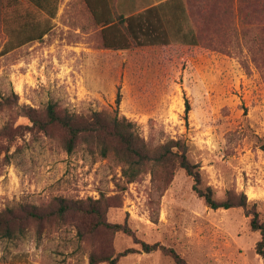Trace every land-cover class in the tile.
I'll use <instances>...</instances> for the list:
<instances>
[{"label": "rangeland", "instance_id": "1", "mask_svg": "<svg viewBox=\"0 0 264 264\" xmlns=\"http://www.w3.org/2000/svg\"><path fill=\"white\" fill-rule=\"evenodd\" d=\"M109 1L116 15H129L165 0ZM12 3L0 0V214L17 218L12 236L0 231V264H93L92 254L129 248L138 251L118 264H176L139 242L173 248L190 264H264L256 251L261 234L246 210L211 208L185 170L153 173L150 164L128 183L113 155L85 144L70 154L62 129L31 131L25 116L50 102L88 117L125 116L150 148L184 142L200 166V187H211L217 200L244 192L264 218V0L174 1L165 8L170 43L118 50L103 45L84 0L52 1L50 31L10 50V31L48 18L31 0ZM185 33L197 43L184 41L192 40ZM61 199L102 200L106 220L132 235L90 234L74 210L24 218L26 209H58Z\"/></svg>", "mask_w": 264, "mask_h": 264}, {"label": "trees", "instance_id": "2", "mask_svg": "<svg viewBox=\"0 0 264 264\" xmlns=\"http://www.w3.org/2000/svg\"><path fill=\"white\" fill-rule=\"evenodd\" d=\"M42 10L47 11L48 18L43 22L24 20L17 31H10V50L24 45L28 42L42 39L50 31L51 19L55 17L57 5L52 6L54 0H31ZM88 9L94 17L97 25L102 27L103 45L109 49H128L133 45L167 44L171 42L170 35L165 26L166 5L177 0H169L146 8L130 16L124 14L116 15L109 0H84ZM56 2V0H55ZM18 4L20 0H13ZM12 3V4H13ZM181 6V4H180ZM169 15V14H168ZM181 27V26H180ZM180 31V30H179ZM181 32V31H180ZM192 40L184 41L196 44L194 33L186 34ZM189 101L186 100V111H190ZM30 121L31 131L44 132L48 134L53 127H58L65 134L64 148L68 153H73L80 144H85L89 151L98 150L103 157L113 155L122 166V176L126 182L131 183L142 175L148 165H152L151 172L164 169L173 174L176 169L185 170L194 179V190L201 196L206 204L213 209H230L243 207L250 216L251 227L259 231L261 239L256 245L257 253L264 260V218L261 217L256 204H251L244 192L229 194L224 200H217L211 187H200L202 176L200 166L193 163L187 155V147L181 140L171 139L159 146L150 148L136 128V124L126 118L105 116L101 112H94L88 117L83 114L62 109L55 102H50L43 113L35 108L29 107L26 114ZM264 151V143L261 145ZM108 206L102 200H92L88 206L73 204L61 199L58 209L49 212L35 209L24 210L25 219L44 221L53 216L65 217L71 211H77L86 219L87 231L95 233L101 228L115 231H123L132 235V230L127 225L113 224L106 220L105 213ZM17 218L15 214L4 217L0 214V231L2 235L12 236V219ZM141 243L142 251L152 253L161 251L170 256L176 264H190L175 249L160 243ZM135 251L134 248L126 249L118 254L104 252L100 255H91V263L108 262L118 264L119 260Z\"/></svg>", "mask_w": 264, "mask_h": 264}, {"label": "crops", "instance_id": "3", "mask_svg": "<svg viewBox=\"0 0 264 264\" xmlns=\"http://www.w3.org/2000/svg\"><path fill=\"white\" fill-rule=\"evenodd\" d=\"M167 1H169V0H165L164 2H159L158 4H162V3H165V2H167ZM158 4H152V5H150V6L146 7V8H149V7H152V6L158 5ZM111 6H112V5H111ZM146 8H143L142 10H144V9H146ZM142 10H139V11H137V12H135V13H138V12H140V11H142ZM135 13H133V14H135ZM133 14H129V15H125V16H130V15H133Z\"/></svg>", "mask_w": 264, "mask_h": 264}]
</instances>
